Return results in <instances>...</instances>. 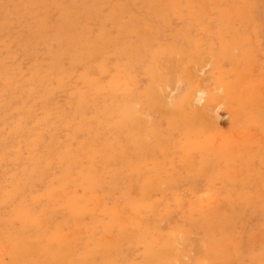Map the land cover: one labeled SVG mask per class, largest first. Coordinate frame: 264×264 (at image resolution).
I'll list each match as a JSON object with an SVG mask.
<instances>
[{
    "label": "rangeland",
    "instance_id": "rangeland-1",
    "mask_svg": "<svg viewBox=\"0 0 264 264\" xmlns=\"http://www.w3.org/2000/svg\"><path fill=\"white\" fill-rule=\"evenodd\" d=\"M10 1L0 4V264H264V0Z\"/></svg>",
    "mask_w": 264,
    "mask_h": 264
},
{
    "label": "bare ground",
    "instance_id": "bare-ground-1",
    "mask_svg": "<svg viewBox=\"0 0 264 264\" xmlns=\"http://www.w3.org/2000/svg\"><path fill=\"white\" fill-rule=\"evenodd\" d=\"M12 1H13V0H12ZM12 1H10V2H12ZM25 1H26V0H25ZM35 1H36V0H35ZM39 1H40V0H39ZM41 1H42V0H41ZM43 1H44V0H43ZM45 1H47V0H45ZM45 1H44V4L46 3ZM52 1H53V0H51V2H52ZM63 1H64V0H63ZM67 1H68V0H67ZM74 1H75V0H74ZM74 1L71 0L72 3H73ZM86 1H87V0H86ZM86 1H84V2H86ZM174 1H175V0H174ZM1 2H2V0H0V4H2ZM8 2H9V0H8ZM14 2H15V1H14ZM17 2H19V1H17ZM20 2H23V0L20 1ZM37 2H38V1H37ZM68 2H69V1H68ZM78 2H79V1H78ZM81 2H83V1H81ZM251 2H252V1H251ZM12 3H13V2H12ZM24 3H25V2H23L22 4H24ZM35 3H36V2H35ZM35 3L32 2V4H35ZM58 3H59V2H58ZM60 3H62V2H60ZM60 3H59V4H60ZM63 3H64V2H63ZM63 3H62V5H64ZM72 3H71V5H72ZM74 3H75V2H74ZM74 3H73V4H74ZM178 3H179V2H178ZM15 4H16V3H15ZM39 4H40V3H39ZM42 4H43V3H42ZM44 4H43L42 7H44ZM47 4H49V3H47ZM50 4H51V3H50ZM50 4H49V5H50ZM59 4H57L58 7H59ZM248 4H249V2H248ZM248 4H247V5H248ZM8 5H9V4H8ZM24 5H26V4H24ZM55 5H56V4H55ZM76 5H77V4H76ZM76 5H75V7H76ZM177 5H178V4H177ZM2 6H3V5H2ZM13 6H14V5H13ZM22 6H23V5H22ZM35 6L37 7L38 5L36 4ZM45 6H46V4H45ZM60 6H61V5H60ZM65 6H66V5H64V7H65ZM67 6H68V5H67ZM248 6H250V5H248ZM18 7H19V6H18ZM20 7H21V5H20ZM25 7H26V6H25ZM32 7L34 8V6L31 5V8H32ZM39 7H40V6H39ZM42 7H41V8H42ZM47 7H48V6H47ZM47 7H46V8H47ZM223 7H224V6H223ZM15 8H16V7H15ZM22 8H23V7H22ZM28 8H29V7H28ZM33 8H32V9H33ZM41 8H40V9H41ZM54 8H55V7H54ZM24 9H25V8H24ZM64 9H65V8H64ZM67 9H68V7H67ZM81 9H82V8H81ZM179 9H180V8H179ZM5 10H6V9H5ZM5 10H3V11H5ZM17 10H18V8L16 9V12H15V11H14V12L17 14V16H19L18 13H17ZM42 10L44 11L45 9H42ZM42 10H41V12H42ZM49 10H50V8H49ZM49 10H48V11H49ZM55 10H56V12H57V10H59V9H58V8H57V9L55 8ZM69 10H70V9H69ZM79 10H80V9H79ZM234 10H235V9H234ZM11 11H12V10H11ZM11 11H10V12H11ZM24 11H26V10H24ZM34 11H35V10H34ZM34 11H33V12H34ZM37 11H38V10H37ZM45 11H46V10H45ZM45 11H44V12H45ZM53 11H54V10H53ZM59 11H60V10H59ZM239 11H240V10H239ZM241 11H242V9H241ZM5 12H6V11H5ZM5 12H4V13H5ZM56 12H55V13H56ZM60 12L62 13L63 10H61ZM68 12H69V11H68ZM7 13L9 14V12H7ZM20 13H21V11H20ZM22 13H24V12L22 11ZM22 13L20 14L21 17L23 16ZM26 13H27V12H26ZM34 13H35V12H34ZM42 13H43V12H42ZM69 13H70V12H69ZM69 13H68V14H69ZM217 13H218V12H217ZM27 14H28V13H27ZM31 14H32V12H31ZM31 14H30V15H31ZM38 14H39V13H38ZM66 14H67V12H66ZM66 14H65V15H66ZM80 14H81V12H80ZM240 14H241V13H240ZM247 14H248V13H247ZM30 15H26V16H30ZM32 15H33V14H32ZM181 15H182V14H181ZM7 16H9V15H7ZM17 16H16V17H17ZM33 16H34V15H33ZM38 16H39V15H38ZM63 16H64V15H62V17H63ZM194 16H196V15H194ZM228 16H229V15H228ZM237 16H238V15H237ZM237 16H236V17H237ZM4 17H5V16H4ZM9 17H10V16H9ZM16 17H13V18H16ZM21 17H20V18H21ZM31 17H32V16H31ZM66 17H67V16H66ZM245 17H247V16H245ZM20 18H19V19L16 18V19H18V20L20 21ZM28 18H29V17H28ZM60 18H61V17H60ZM3 19H6V18H3ZM38 19H39V18H38ZM242 19H243V18H242ZM24 20L28 21L27 18L24 19ZM36 20H37V19H36ZM40 20H41V19H40ZM1 21H2V20H1ZM19 21H17V22L19 23ZM22 21H23V20H22ZM22 21H21V22H22ZM26 21H25V22H26ZM30 21H31V20H30ZM30 21H29V23H30ZM38 21H39V20H38ZM66 21H67V19H66ZM9 22H10V21H9ZM11 22H13V21L11 20ZM15 22H16V21H15ZM17 22H16V23H17ZM31 22H32V21H31ZM70 22H72V21H69L68 23H70ZM193 22H194V21H193ZM2 23H3V25H4V22H2ZM26 23H28V22H26ZM26 23H25V24H26ZM33 23H35V22H33ZM38 23H39V22H38ZM44 23H45V22H44ZM73 23H74V22H73ZM7 24H9V23L7 22ZM39 24H40V23H39ZM41 24H42V23H41ZM57 24H58V23H57ZM9 25H10V24H9ZM12 25H13V24H12ZM16 25H17V24H16ZM60 25H61V24H60ZM71 25H72V24H71ZM73 25H74V24H73ZM73 25H72V27H73ZM156 25H157V24H156ZM240 25H241V24H240ZM1 26H2V25H1ZM27 26H28V25H27ZM27 26H26V27H27ZM58 26H59V25H58ZM5 27H6V25H5ZM7 27H8V25H7ZM19 27H20V26H19ZM30 27H31V26H30ZM30 27H29V28H30ZM34 27H35V25H34ZM44 27H46V24H45ZM3 28H4V26H3ZM29 28H28V30H29ZM253 28H254V27H253ZM8 29H9V28H8ZM17 29H18V28H17ZM19 29H21V28H19ZM23 29H25V28H23ZM23 29H22V30H23ZM33 29H34V28H33ZM35 29H36V28H35ZM54 29H55V27H54ZM244 29H245V28H244ZM6 30H7V29H6ZM15 30H16V29H15ZM25 30H26V29H25ZM28 30H27V31H28ZM31 30H32V29H31ZM44 30H45V29H44ZM63 30H64V29H63ZM74 30H75V29H74ZM151 30H152V29H151ZM209 30H210V29H209ZM255 30H256V29H255ZM32 31H33V30H32ZM32 31H30V32H32ZM34 31H35V30H34ZM46 31H47V30H46ZM53 31H54V30H53ZM138 31H139V29H138ZM210 31H211V30H210ZM47 32H48V31H47ZM65 32H66V31H65ZM18 33H19V32H18ZM18 33H17V34H18ZM20 33H21V32H20ZM28 33H29V32H28ZM35 33H37V31H35ZM76 33H77V32H76ZM31 34H34V33H31ZM31 34H30V36H31ZM47 34H48V33H47ZM94 34H95V33H94ZM163 34H164V33H163ZM41 35H42V34H41ZM219 35H220V34H219ZM50 36H51V35H50ZM63 36L65 37L66 35L64 34ZM185 36H186V35H185ZM253 36H255V35H253ZM18 37H19V36H18ZM33 37H34V35H33ZM35 37H36V36H35ZM37 37H38V35H37ZM130 37H131V36H130ZM187 37H188V36H187ZM25 38H27V37H25ZM28 38H32V37H28ZM28 38H27L26 40H28ZM68 38H69V36H68ZM68 38H67V39H68ZM250 38H251V37H250ZM71 39H72V38H71ZM36 40H37V39H36ZM63 40H64V39H63ZM63 40H62V41H63ZM65 40H66V39H65ZM65 40H64V41H65ZM12 41H13V40H12ZM17 41H18V40H17ZM17 41H16V42H17ZM23 41H25V39H24ZM28 41H29V40H28ZM33 41H35V40L33 39ZM64 41H63V42H64ZM68 41H69V40H68ZM219 41H220V40H219ZM222 41H223V39H222ZM222 41H221V42H222ZM25 42H26V41H25ZM25 42H24V43H25ZM38 42H39V41H38ZM65 42H66V41H65ZM100 42H101V41H100ZM116 42H117V41H116ZM116 42H115V43H116ZM193 42H194V41H193ZM24 43H21V44L24 45ZM74 43H75V42H74ZM19 44H20V42H18L17 45H19ZM29 44H30V43H29ZM50 44H51V43H50ZM52 44H53V42H52ZM56 44H57V43H56ZM56 44H55V45H56ZM61 44H63V43H61ZM64 44H65V43H64ZM66 44H67V43H66ZM66 44H65V45H66ZM70 44H72V43H70ZM8 45H9V44H8ZM10 45H11V43H10ZM25 45H26V43H25ZM25 45H24V46H25ZM27 45H28V44H27ZM31 45L33 46V42H32ZM31 45H30V46H31ZM59 45H60V44H59ZM194 45H195V44H194ZM24 46H23V48H24ZM30 46H29V47H30ZM57 46H58V45H57ZM69 46H70V45H69ZM87 46H88V44H87ZM92 46H93V45H92ZM125 46H126V45H125ZM20 47H21V46H20ZM55 47H56V46H55ZM65 47H66V46H65ZM82 47H83V46H82ZM84 47H85V46H84ZM123 47H124V46H123ZM18 48H19V47H18ZM18 48H17V49H18ZM27 48H28V46H27ZM27 48H26V49H27ZM33 48H34V46H33ZM44 48H45V47H44ZM53 48H54V47H53ZM53 48H52V49H53ZM59 48H60V47H59ZM59 48H58V49H59ZM61 48H62V47H61ZM63 48H64V47H63ZM69 48H70V47H69ZM69 48H68V49H69ZM74 48H75V47H74ZM78 48H79V47H78ZM91 48H92V47H91ZM199 48H200V47H199ZM47 49H48V48H47ZM88 49H89V48H88ZM156 49H157V48H156ZM212 49H213V48H212ZM212 49H211V50H212ZM15 50H16V49H15ZM21 50H22V49H21ZM31 50H32V49H31ZM31 50H30V51H31ZM54 50H55V49H54ZM66 50H67V49H66ZM73 50L75 51V49H73ZM80 50H81V49H80ZM96 50H97V49H96ZM96 50H95V51H96ZM22 51H23V50H22ZM27 51H28V50H27ZM42 51H43V50H42ZM62 51H63V50H62ZM76 51H77V50H76ZM78 51H79V50H78ZM93 51H94V48H93ZM98 51H99V50H98ZM113 51H114V50H113ZM120 51H121V50H120ZM153 51H154V50H153ZM159 51H160V50H159ZM165 51H166V50H165ZM18 52H19V51H18ZM18 52H17V54H18ZM24 52H25V51H24ZM28 52H29V51H28ZM28 52H27V53H28ZM84 52H85V50H84ZM89 52H90V50H89ZM103 52H104V50H103ZM116 52H117V51L115 50L114 53H116ZM40 53H42V52L40 51ZM44 53H45V52H44ZM55 53H56V51H55ZM76 53H77V52H76ZM76 53H75V54H76ZM78 53H79V52H78ZM91 53H92V52H91ZM99 53H100V52H99ZM101 53H102V52H101ZM28 54H29V53H28ZM32 54H33V53H32ZM42 54H43V53H42ZM50 54H52V53L50 52ZM50 54H49V55H50ZM69 54H70V53H69ZM80 54H81V53H80ZM82 54H83V53H82ZM85 54H86V53H85ZM87 54H88V53H87ZM153 54H154V53H153ZM155 54H156V51H155ZM158 54H159V53H158ZM162 54H163V53H162ZM43 55H44V54H43ZM34 56H35V55H34ZM46 57H47V55H46ZM49 57H50V56H49ZM41 58H42V57H41ZM49 59H51V57L48 58V60H49ZM76 59H77V58H76ZM34 60H35V59H34ZM43 60H44V59H43ZM40 62H41V61H40ZM49 62H51V61H49ZM32 63H33V61H32ZM35 63H36V61H35ZM35 63H34V64H35ZM43 63H44V62H43ZM38 64H39V63H38ZM49 64H50V63H49ZM57 64H58V63H57ZM30 65H31V64H30ZM32 65H33V64H32ZM78 65H81V64H78ZM216 65H217V64H216ZM51 66H52V65H51ZM28 67H29V65H28ZM54 67H55V66H54ZM56 67H57V66H56ZM56 67H55V68H56ZM100 67H101V66H100ZM48 68H49V67H48ZM50 68H51V67H50ZM37 69H38V68H37ZM37 69H35V70H37ZM97 69L99 70L100 68H97ZM145 69H146V68H144V70H145ZM214 69H215V68H214ZM214 69H213V70H214ZM51 70H52V68H51ZM101 70H102V69H101ZM7 71H8V70H7ZM12 71H13V70H12ZM12 71H11V72H12ZM147 71H149L148 67H147ZM29 72H30V71H29ZM48 72H49V71H48ZM149 72H150V71H149ZM43 73H44V72H43ZM81 73H83V72H81ZM13 74H14V73H13ZM32 74H33V71H32ZM45 74H47V73H45ZM78 74H79V73H78ZM22 75H23V73H22ZM24 75H25V74H24ZM29 75H30V74H29ZM33 75H34V74H33ZM35 75H36V74H35ZM38 75H39V74H38ZM43 75H44V74H43ZM145 75H147V74L145 73ZM12 76H15V75H12ZM31 76H32V75H30V77H31ZM8 77H9V76H8ZM21 77H23V76H21ZM28 77H29V76H28ZM28 77H26V78H28ZM43 77H44V76H43ZM46 77H47V76H46ZM32 78H33V77H32ZM34 78H35V77H34ZM37 78H38V77H37ZM44 78H45V77H44ZM47 78H48V77H47ZM47 78H46V79H47ZM40 79L43 80L42 78H40ZM40 79H39V80H40ZM62 79H63V78H61L60 80H62ZM146 79H147V78H146ZM174 79H177V77L174 78ZM22 80H23V79H22ZM24 80H26V79H24ZM24 80H23V81H24ZM27 80H28V79H27ZM29 80H30V79H29ZM32 80H33V79H32ZM84 80H85V79L83 78V80H81V81H84ZM30 81H31V80H30ZM33 81H34V80H33ZM66 81H67V78H66ZM177 81H178V83H179V80H177ZM57 82H58V81H57ZM90 82H91V81H90ZM90 82H89V83H90ZM172 82H173V80H172ZM61 83H63V81H61ZM86 83H88V82H85L84 84L87 85ZM154 83H155V82H154ZM221 83H222V82H221ZM221 83H220V84H221ZM36 84H37V83H36ZM39 84H40V82H39ZM41 84H42V82H41ZM19 85H20V84H19ZM25 85H26V84H25ZM44 85H45V84H44ZM153 85H154V84H153ZM171 85H172V84H170V86H171ZM211 85H212V84H211ZM59 86H60V85H59ZM213 86H214V85H213ZM13 87H14V86H13ZM33 87H34V86H32V87L30 86V88H32V89H33ZM145 87H146V86H145ZM154 87H155V86H154ZM30 88H29V86H28V89H29V90H28V91L25 90L26 93L32 91V89H30ZM56 88H57V87H56ZM58 88H60V87H58ZM214 88H215V87H214ZM25 89H27V88H25ZM30 90H31V91H30ZM48 90H49V89H48ZM150 90H152V89H150ZM165 90H166V93H168V91H167L166 88H165ZM216 91H217V89H216ZM5 92H6V91H5ZM43 92H44V91H43ZM155 92H156V91H155ZM157 92H158V91H157ZM170 92H171V91H170ZM50 93H51V92H50ZM145 93H146V92H145ZM150 93H152V92H150ZM150 93H149V94H150ZM32 94H33V93H32ZM41 94H42V93H41ZM47 94H48V91H47ZM153 94H154V93H153ZM157 94H158V93H157ZM168 94H169V93H168ZM26 95L28 96V93L25 94V96H26ZM36 95H37V94H36ZM39 96H40V94L38 95V97H39ZM47 96H48V95H47ZM131 96H132V95H131ZM131 96H130V97H131ZM149 96H151V95H149ZM154 96H156V95H154ZM165 96H166V95H165ZM204 96H205L204 89L201 88V87H200V88L198 87V89H196V91H195V98H194V100L197 101V102H199V101H201V100L204 98ZM34 97H35V96H34ZM132 97H133V96H132ZM151 97H152V96H151ZM46 98H47V97H46ZM191 98H192V97H191ZM191 98H190V99H191ZM35 99H36V98H35ZM41 99H42V98H41ZM43 99H44V98H43ZM146 99H147V98H146ZM13 100H14V99H13ZM37 100H38V98H37ZM37 100H36V101H37ZM128 100H129V99H128ZM134 100H135V98H134ZM152 100H153V99H152ZM20 101H21V100H20ZM38 101H39V100H38ZM46 101H47V100H46ZM131 101H132V98H131ZM141 101H142V100H141ZM141 101H140V102H141ZM184 101H185V100H184ZM135 102H136V101H135ZM23 103H24V102H23ZM32 103H33V102H32ZM145 104H147V103H145ZM0 105H1V104H0ZM22 105H23V104H22ZM53 105H54V104H53ZM28 106H29V105H28ZM115 106H116V105H115ZM107 107H108V106H107ZM111 107H112V106H111ZM117 107H118V106H117ZM195 108H196V107H195ZM5 109H6V108H5ZM30 109H31V108H30ZM104 109H105V107H104ZM107 109H108V108H107ZM116 109H117V108H116ZM28 110H29V109H28ZM108 110H109V109H108ZM117 110H118V109H117ZM122 110H124V109H122ZM115 111H116V110H115ZM115 111H114V112H115ZM118 111H119V110H118ZM59 112H60V111H59ZM105 112H106V111H105ZM48 113H49V112H48ZM46 114H47V113H46ZM53 114H54V113H53ZM70 114H71V113H70ZM119 114H120V113H119ZM67 115H68V114H67ZM67 115H66V116H67ZM42 116H43V115H42ZM51 116H52V115H51ZM40 117H41V116H40ZM49 117H50V116H48L47 118H49ZM129 117L132 118V116H129ZM129 117H127V118H129ZM19 118H21V120H22L23 117L21 116V117H19ZM42 118H43V117H42ZM0 119H1V118H0ZM63 119H64V118H63ZM73 119H74V118H73ZM108 119H109V118H108ZM124 119H125V117H124ZM19 120H20V119H19ZM116 120H117V119H116ZM37 121H38V120H37ZM42 121H43V120H42ZM42 121H41V122H42ZM124 121L126 122V120H124ZM132 121H133V120H132ZM57 122H58V121H57ZM116 122H118V120H117ZM3 123H4V122H3ZM35 123H36V122H35ZM105 123H106V122H105ZM113 123H115V122H113ZM120 123H122V121H121ZM120 123H119V125H120ZM128 123H129V122H128ZM128 123H127V124H128ZM16 124H18V123H16ZM4 125H5V124H4ZM35 125H37V124H35ZM66 125H67V124H66ZM123 125H124V124H123ZM123 125H122V126H123ZM67 126H68V125H67ZM117 126H118V125H117ZM127 127H128V126H127ZM18 128H19V127H18ZM107 129H108V128H107ZM121 129H122V128H121ZM14 130H15V129H14ZM42 131H43V130H42ZM61 131H63V130H61ZM91 131H92V129H91ZM0 132H1V131H0ZM37 132H38V131H37ZM35 133H36V132H35ZM35 133H34V134H35ZM120 133H121V132H119V134H120ZM148 133H149V132H148ZM0 134H1V133H0ZM108 134H110V133H108ZM8 135H9V134H8ZM44 135H45V134H44ZM126 135H127V134H126ZM130 135H132V134L130 133ZM35 136H37V135H35ZM41 136H42V135H41ZM47 136H48V135H47ZM33 138H35V137H33ZM38 138H39V137H38ZM53 138H54V137H53ZM119 139H120V137H119ZM49 141H50V139H49ZM118 141H119V140H118ZM121 141H122V140H121ZM108 142H109V141H108ZM140 143H141V142H140ZM82 144H83V143H82ZM118 144H119V143H118ZM107 147H109V146H107ZM86 148H87V147H86ZM64 149H65V148H64ZM65 150H66V149H65ZM113 150H114V149H113ZM113 150H112V151H113ZM67 151H68V150H67ZM114 151H115V150H114ZM120 151H121V150H120ZM110 152H111V150H110ZM111 153H112V152H111ZM122 153H123V152H122ZM107 155H108V154H107ZM113 155H114V154H113ZM110 156H111V155H110ZM117 156H118V155H117ZM69 157H70V156H69ZM111 157H112V156H111ZM113 157H114V156H113ZM113 157H112V159H114ZM125 157H126V156H125ZM58 158H59V157H58ZM63 158H64V157H63ZM123 159H124V158H123ZM63 160H64V159H63ZM59 161H62V160H59ZM62 162H63V161H62ZM64 162H65V161H64ZM21 163H22V162H21ZM61 164H62V163H61ZM23 165H25V164H23ZM26 165H27V164H26ZM108 165H109V164H108ZM121 165H122V164H121ZM35 166H36V165H35ZM21 167H22V166H21ZM25 167H26V166H25ZM25 167H24V168H25ZM139 168H141V167L139 166ZM25 169H26V168H25ZM32 169H33V168H32ZM3 170H4V169H3ZM30 170H31V169H30ZM34 170H35V169H34ZM138 170H139V169H138ZM3 172H4V171H3ZM91 172H92V171H91ZM95 173H96V172H95ZM0 174H1V173H0ZM11 174H12V173H11ZM11 174H10V175H11ZM101 174H102V173H101ZM13 175H14V173H13ZM95 175H96V174H95ZM93 176H94V174H93ZM100 178H101V177H100ZM104 178H105V177H103V179H104ZM108 178H109V177H108ZM108 178H107V180H108ZM113 178H115V175H114ZM117 180H118V178H117ZM112 181H113V180H112ZM98 182L100 183V181H98ZM131 182H132V181H131ZM102 184H103V183H102ZM131 184H132V183H131ZM103 185H104V184H103ZM105 185H106V184H105ZM130 186H131V185H130ZM141 186H142V185H141ZM132 187H133V186H132ZM95 188H97V187H95ZM98 188H99V187H98ZM103 188H104V187H103ZM103 188H102V189H103ZM108 188H109V187H108ZM64 189H65V188H64ZM116 189H117V188H116ZM138 189H139V188H138ZM73 190H75V188H74ZM130 190H131V188H130ZM130 190H129V191H130ZM144 190H145V189H144ZM70 191H71V190H70ZM96 191H97V190H96ZM129 191H128V194H131V193H129ZM145 191H146V190H145ZM64 192H65V191H64ZM84 192H85V191H84ZM135 192H137V191H135ZM95 193H96V192H95ZM100 193H102V190L100 191ZM11 194H12V193H11ZM11 194H10V195H11ZM70 194H71V193H70ZM72 194H73V193H72ZM143 194L145 195V193H143ZM93 195H95V194H93ZM134 195H137V193L134 194ZM140 195L142 196V194H140ZM144 195H143V196H144ZM94 197H95V196H94ZM96 197H97V196H96ZM101 197H102V196H101ZM103 197H104V196H103ZM103 197H102V198H103ZM5 198L8 199V197H5ZM133 198H135V197H133ZM148 198H149V197H148ZM76 199H78V198H76V197H71V198H70V197H69V198L66 199L67 201L64 202V203L62 204V207H64V209H65L68 213L70 212V213L73 214V215L77 214V213L79 212V210H80V208H79V203H78V201H77ZM83 199H85V198H83ZM97 199H98V198H97ZM116 199H117V198H116ZM135 199L138 200V197L135 198ZM149 199H150V198H149ZM98 200H99V199H98ZM101 200H102V199H101ZM101 200H100V202H101ZM4 201H5V199H4ZM94 201H95V200H94ZM100 202H99V205H100ZM115 204H116V203H115ZM138 204H139V203H138ZM141 204H142V203H141ZM151 204H154V203H151ZM27 205H28V204H27ZM125 205H126V203H125ZM133 205H135V203H134ZM113 206H114V205H113ZM129 206H130V205H129ZM168 206H169V205H168ZM95 207H96V205H95ZM116 207H117V206H116ZM131 207H132V205H131ZM137 207H138V206H137ZM140 207H141V206H140ZM97 208H99V207H97ZM110 208H111V207H110ZM123 208H125V207H123ZM141 208H143V207H141ZM141 208H140V209H141ZM85 210H86V209H85ZM85 210H84V211H85ZM111 210H112V208L110 209V211H111ZM116 210H117V209H116ZM119 210H121V209H119ZM131 210H132V209H131ZM166 210H167V209H166ZM30 211H32V210H29L28 212H30ZM81 211H82V209H81ZM94 211H95V210H94ZM148 211H149V209H148ZM28 212H27V213H28ZM85 212H87V210H86ZM89 212H90V211H89ZM91 212H92V209H91ZM112 212H114V211H112ZM117 212H118V211H117ZM117 212H116V213H117ZM132 212H133V211H132ZM136 212H137V211H136ZM155 212H156V211H155ZM25 213H26V212H25ZM133 213H135V212H133ZM148 213H149V212H148ZM86 214H87V213H86ZM102 214H103V213H102ZM105 214H106V213H105ZM137 214H138V213H137ZM27 215H29V214H27ZM98 215H99V212H98ZM114 215H116V214L114 213ZM122 215H123V214H122ZM143 215H144V214H143ZM146 215H147V214H146ZM148 215H149V214H148ZM167 215H168V214H167ZM63 216H64V215H63ZM119 216H121V214H120ZM119 216H118V217H119ZM128 216H129V215H128ZM128 216H127V217H128ZM9 217H10V216H9ZM103 217H104V216H103ZM103 217H102V218H103ZM111 217H114V216H111ZM111 217H110V218H111ZM115 217H117V216H115ZM115 217H114V218H115ZM132 217H133V215H132ZM136 217H137V215H136ZM139 217H140V216H139ZM148 217H149V216H148ZM110 218H109V220H110ZM130 218H131V217H130ZM10 219H11V218H10ZM111 219L113 220V218H111ZM117 219L120 221L119 218H117ZM123 219H124V218H123ZM134 219H136V218H134ZM125 220H126V219H125ZM125 220H124V223H126ZM143 220H144V219H143ZM64 221H65V220H64ZM107 221H108V220H107ZM136 221H137V220H136ZM138 221H139V220H138ZM105 222H106V221H105ZM108 222H109V221H108ZM76 223H77V222H76ZM76 223H75V225H76ZM113 223H115V222H112L111 224H113ZM116 223H117V222H116ZM128 223H130V222H128ZM147 223H148V222H147ZM63 224H64V223H63ZM111 224H110V223L108 224L109 227L111 226ZM118 224H119V222H118ZM118 224H117V225H118ZM120 224L123 225V223H120ZM131 224H132V223H131ZM139 224H140V222H139ZM149 224H150V222H149ZM149 224H148V225H149ZM158 224H159V223H158ZM27 226H28V225H27ZM27 226H26V227H27ZM77 226H78V223H77ZM106 226H107V223H106ZM113 226H114V225H113ZM124 226H125V224H124L122 227H124ZM127 226H130V225L127 224ZM127 226H126V229H127ZM144 226H145V225H144ZM64 227H65V226H64ZM91 227H92V226H91ZM119 227H121V226H119ZM135 227H136V226H135ZM140 227H141V225L139 226V228H140ZM158 227H159V226H158ZM66 228L68 229V227H66ZM76 228H77V227H76ZM104 228H105V227H104ZM104 228H103V229H104ZM106 228H108V226H107ZM131 228H134V227H131ZM144 228H145V227H144ZM144 228H143V229H144ZM59 229H62V228H59ZM69 229H70V228H69ZM103 229H102V231H103ZM108 229H109V228H108ZM120 229H121V228H120ZM140 229H141V228H140ZM63 230H64V229H63ZM74 230H75V229H74ZM79 230H80V228H79ZM79 230H78V231H79ZM96 230H98V229H96ZM129 230H130V229H129ZM171 230H172V229H171ZM80 231H81V230H80ZM118 231H119V230H118ZM131 231H132V230H131ZM131 231H130V232H131ZM143 231H144V230H143ZM143 231H142V232H143ZM146 231H147V229H146ZM153 231H154V230H153ZM62 232H65V231H62ZM70 232H71V231H70ZM73 232H74V231H73ZM124 232L126 233V232H128V231L126 230V231H124ZM65 233H66V232H65ZM65 233H63V234H65ZM74 233H75V232H74ZM77 233H78V232H77ZM103 233H104V231H103ZM105 233H106V231H105ZM105 233H104V234H105ZM118 233H119V232H118ZM125 233H124V234H125ZM131 233H132V232H131ZM148 233H149V232H148ZM157 233H158V232H157ZM59 234H62V233H60V231H59ZM67 234H68V233H67ZM72 234H73V233H72ZM82 234H83V233H82ZM89 234H90V232H89ZM124 234H123V235H124ZM128 234H130V233H128ZM133 234H135V233H133ZM151 234H152V233H151ZM161 234H165V232H164V233H160V236H161ZM170 234H171V233H170ZM2 235H3V234H2ZM75 235H76V234H75ZM99 235H100V234H99ZM125 235H127V234H125ZM136 235H137V234H136ZM138 235H139V234H138ZM173 235H174V233H173ZM173 235H172V236H173ZM59 236H61V235H59ZM62 236H63V235H62ZM68 236H69V235H68ZM73 236H74V235H73ZM77 236H78V235H76V237H77ZM116 236H117V235H116ZM150 236H151V235H150ZM160 236H158V237H160ZM32 237H33V235H32ZM82 237H84V236H82ZM100 237H101V235H100ZM119 237H120V236H119ZM122 237H123V236H122ZM122 237H121V238H122ZM130 237H131V236H130ZM144 237H145V236H144ZM153 237H154V238H155V237L157 238V236H155V235H154ZM153 237H152V238H153ZM162 237H163V236H162ZM166 237H167V236H166ZM166 237H165V238H166ZM102 238H103V237H102ZM121 238H119V239H121ZM140 238H142V237H140ZM154 238H153L152 240H154ZM165 238H164V239H165ZM60 239H61V237H60ZM66 239H67V238H66ZM76 239H77V238H75V239L73 238V239H71V240L73 241V240H76ZM78 239H79V238H78ZM78 239H77V240H78ZM115 239H117V238H115ZM130 239H131V238H130ZM150 239H151V238H150ZM158 239H160V238H157V240H158ZM207 239H208V238H207ZM127 240H128V239H127ZM138 240H139V239H138ZM167 240H171V239H167ZM29 241H30V240H29ZM62 241H63V240H62ZM65 241H66V240H65ZM102 241H104V240H102ZM125 241H126V240H125ZM143 241H145V239H144ZM147 241H149V239H148ZM69 242H70V241H69ZM69 242H68L67 244H69ZM73 242H74V241H73ZM116 242H118V241L115 240L114 243H116ZM119 242H120V241H119ZM138 242H139V241H138ZM150 242H151V241H150ZM155 242H156V241H155ZM162 242H164V241H162ZM168 242H169V241H168ZM30 243H31V242H30ZM62 243H64V242H62ZM74 243H75V242H74ZM103 243H104V242H103ZM128 243H129V242H128ZM143 243H144V242H143ZM151 243H152V242H151ZM157 243L159 244L158 241H157ZM205 243H206V242H205ZM205 243H204V244H205ZM75 244H76V243H75ZM104 244H105V243H104ZM117 244H118V243H117ZM131 244H132V243H131ZM140 244H141V243H140ZM158 244H157V245H158ZM160 244H161V243H160ZM63 245H64V244H63ZM73 245H74V244H73ZM73 245L71 244V246H73ZM119 245H120V244H119ZM134 245H135V244H134ZM134 245L132 244L131 246H134ZM137 245H138V244H137ZM142 245H143V244H142ZM142 245H141V246H142ZM145 245H146V244H145ZM145 245H144V246H145ZM157 245H155V247H156ZM171 245H173V244H171ZM24 246H25V245H24ZM64 246H65V245H64ZM98 246H99V244H98ZM104 246H105V245H104ZM111 246H112V245H111ZM114 246H115V245H114ZM114 246H113V247H114ZM120 246H121V245H120ZM120 246H119V247H120ZM127 246H128V245H127ZM146 246H147V245H146ZM160 246H161V245H160ZM163 246H164V244H163ZM163 246H162V247H163ZM3 247H4V246H3ZM5 247H6V246H5ZM96 247H97V246H95L94 248L92 247V249L95 250ZM115 247H116V246H115ZM135 247H136V245H135ZM157 247H158V246H157ZM27 248H28V247H27ZM67 248H68V247H67ZM104 248H105V247H104ZM108 248H109V246H108ZM127 248H128V247H127ZM158 248H159V247H158ZM163 248H164V247H163ZM171 248H172V246H171ZM171 248H170V249H171ZM31 249H32V248H31ZM48 249H49V248H48ZM62 249H63V247H62ZM64 249H65V248H64ZM64 249H63L62 251H64ZM90 249H91V247H90ZM90 249H89V250H90ZM98 249H99V248H98ZM106 249H107V248H106ZM115 249H116V248H115ZM136 249H137V248H136ZM146 249H148V248H146ZM262 249H263V248H262ZM118 250H120V249H118ZM118 250H117V252H118ZM129 250H130V249H129ZM143 250H144V252H145L144 247H143ZM148 250L151 251V249H148ZM171 250H172V249H171ZM171 250H169V251H171ZM207 250H208V249H207ZM17 251H18V250H17ZM59 251H60V250H59ZM59 251H57L56 253H59ZM152 251H153V250H152ZM167 251H168V250H167ZM167 251H166V252H167ZM260 251H261V250H259L258 253H259ZM6 252H7V251H6ZM103 252H104V251H103ZM141 252H142V251H141ZM144 252H143V253H144ZM21 253H22V252H21ZM37 253H38V252H37ZM47 253H48V252H47ZM83 253H84V252H83ZM87 253H88V252H87ZM93 253H94V251H93ZM95 253H96V251H95ZM97 253H98V250H97ZM97 253H96L95 255H97ZM99 253H100V252H99ZM99 253H98V254H99ZM114 253H115V251H114ZM122 253H123V252H122ZM139 253H140V252H139ZM148 253H149V252H148ZM148 253H147V254H148ZM158 253H159V252H157L156 254H158ZM162 253H163V252H162ZM34 254H35V253H34ZM48 254H49V253H48ZM69 254H71V253H69ZM72 254H73V253H72ZM74 254H75V252H74ZM90 254H92V253H90ZM90 254L88 253L89 256H92V255H90ZM140 254H141V253H140ZM152 254H153V252H152ZM159 254H160V253H159ZM85 255H86V254H85ZM88 255H87V256H88ZM107 255H108V254H107ZM115 255H116V254H115ZM144 255H146V254H144ZM144 255H143V256H144ZM160 255H161V254H160ZM7 256H8V255H7ZM21 256H22V255H21ZM26 256H27V255H26ZM38 256H40V255H38ZM89 256H88V258H87L88 260L90 259ZM137 256H139V255H137ZM143 256H142V257H143ZM152 256H154V255H152ZM157 256H159V255H157ZM177 256H178V255H177ZM23 257H24V256H23ZM23 257H22V258H23ZM81 257H82V256H81ZM93 257H94V256H93ZM119 257H120V256H119ZM123 257H124V256H123ZM146 257H147V256H146ZM160 257H162V256H160ZM160 257H159V258H160ZM173 257H174V256H173ZM8 258H9V256H8ZM22 258H21V259H22ZM48 258H49V257H48ZM62 258H63V257H62ZM62 258H61V259H62ZM107 258H108V256H107ZM143 258H144V257H143ZM143 258H142V259H143ZM147 258H149V257H147ZM156 258H157V257H156ZM32 259H33V258H32ZM142 259H141V260H142ZM161 259L164 260L165 258L163 257V258H161ZM167 259L170 260L169 258H167ZM167 259H166V260H167ZM26 260H27V257H26ZM59 260H60V259H59ZM122 260H124V259H122ZM137 260H138V259H137ZM137 260H136V261H137ZM143 260H145V259H143ZM147 260H148V259H147ZM155 260H156V259H155ZM157 260H158V259H157ZM50 261H51V260H50ZM84 261H85V260H84ZM92 261H93V260H92ZM136 261H135V262H136ZM158 261H159V260H158ZM164 261H165V260H164ZM12 262H13V261H12ZM20 262H21V260H20ZM27 262H29V260H28ZM117 262H118V261H117ZM122 262H123V261H122ZM126 262H127V261H126ZM133 262H134V261H133ZM143 262H145V261H143ZM147 262H149V261H146V263H147ZM152 262H153V261H151V263H152ZM159 262H160V261H159ZM161 262H162V260H161ZM166 262H168V261H166ZM16 263H17V262H16ZM86 263H88V261H86ZM86 263H84V264H86ZM141 263H142V262H141ZM141 263H140V264H141ZM153 263H154V262H153ZM155 263H156V262H155ZM162 263H163V262H162ZM168 263H169V262H168ZM24 264H25V263H24ZM48 264H49V263H48ZM60 264H61V263H60ZM80 264H81V263H80ZM82 264H83V263H82ZM102 264H103V263H102ZM108 264H109V262H108ZM128 264H130V263H128ZM131 264H132V263H131ZM134 264H135V263H134Z\"/></svg>",
    "mask_w": 264,
    "mask_h": 264
}]
</instances>
